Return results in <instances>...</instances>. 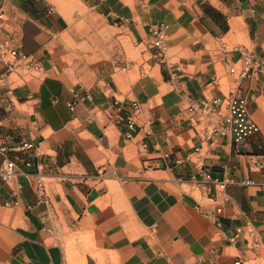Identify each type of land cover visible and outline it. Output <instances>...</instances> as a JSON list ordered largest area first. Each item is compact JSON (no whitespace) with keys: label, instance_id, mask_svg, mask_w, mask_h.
Segmentation results:
<instances>
[{"label":"crops","instance_id":"0c3cea01","mask_svg":"<svg viewBox=\"0 0 264 264\" xmlns=\"http://www.w3.org/2000/svg\"><path fill=\"white\" fill-rule=\"evenodd\" d=\"M81 1L111 36L86 59L52 0H0V43L32 62L0 55V264H264L237 232L264 242V72L240 88L259 130L216 132L229 66L264 57V0Z\"/></svg>","mask_w":264,"mask_h":264},{"label":"built area","instance_id":"2783aa9c","mask_svg":"<svg viewBox=\"0 0 264 264\" xmlns=\"http://www.w3.org/2000/svg\"><path fill=\"white\" fill-rule=\"evenodd\" d=\"M152 47L156 49L157 53L164 55L166 49L165 33L162 27H157L153 30V40L151 42ZM6 50L12 56V59L6 61L9 69L22 64L24 68L32 67L31 60H28V56L18 52L14 47H6L4 42L0 43V55ZM30 68V67H29ZM264 72V57L257 56L253 51L247 49H241L238 59L233 62L228 68V73L231 74L236 83L237 89L229 92L223 99L227 102V114L223 117L222 122L216 127L217 134H224L228 132L235 143H240L245 137L259 130L258 125L252 120L248 113L247 99L245 95L240 91L241 85L245 80H254L261 76ZM219 98L214 101L219 102ZM133 108H138L136 103H133ZM136 126L132 118H128L126 123V137H130L131 133L135 130ZM31 147L32 144H27ZM179 161V160H178ZM253 164L257 165L256 161ZM260 167H264V163L258 164ZM198 179L201 183H205L209 179L207 173L202 172L197 168ZM15 163L12 160H7L4 164L0 165V178L10 183L15 177ZM196 176H193L195 178ZM227 181H232L227 179ZM241 183L252 184L250 179H244ZM37 192L42 195L44 192L42 182L37 184ZM225 199V196H223ZM220 211V207L217 208ZM237 232L245 238L251 247H257L259 245L264 246L254 229V227L246 223L244 226L237 228Z\"/></svg>","mask_w":264,"mask_h":264},{"label":"rangeland","instance_id":"374dc122","mask_svg":"<svg viewBox=\"0 0 264 264\" xmlns=\"http://www.w3.org/2000/svg\"><path fill=\"white\" fill-rule=\"evenodd\" d=\"M56 6L69 13L72 16V25L74 29L81 31V36L78 37V41L75 44L77 53V58H87V55L97 56L102 55L100 51L102 43H106L108 40H111L110 30H107L104 25L101 24V21L97 18L89 16L90 11L84 6L81 0H52ZM128 45H131L127 39H121L120 46L122 55L123 48H125V56L134 57L137 55L130 52L127 48ZM93 48L95 51H93Z\"/></svg>","mask_w":264,"mask_h":264}]
</instances>
